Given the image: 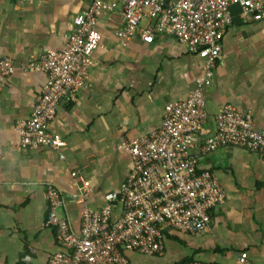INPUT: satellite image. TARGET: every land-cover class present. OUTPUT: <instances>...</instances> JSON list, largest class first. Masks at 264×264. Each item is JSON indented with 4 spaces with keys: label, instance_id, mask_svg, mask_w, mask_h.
Returning a JSON list of instances; mask_svg holds the SVG:
<instances>
[{
    "label": "crops",
    "instance_id": "crops-1",
    "mask_svg": "<svg viewBox=\"0 0 264 264\" xmlns=\"http://www.w3.org/2000/svg\"><path fill=\"white\" fill-rule=\"evenodd\" d=\"M92 1L0 0V58L14 64L9 83L0 87V264H45L63 251L46 223V187L59 190L63 205L58 212L78 233L81 209H99L131 171L130 155L118 147L120 142L158 130L164 107L185 100L202 73L198 56L167 32L155 31L151 43L135 34L121 46L114 35L121 27L119 9L103 11L94 25L101 36L94 66L76 99L60 100L47 125L64 146L18 149L16 125L30 116L46 81L45 73L35 68L38 58L63 49L73 18ZM109 1L119 6V0ZM231 16L211 83L202 88L206 135L226 105L249 115L253 130H264V16L243 21L235 6ZM149 23L144 20L140 26ZM188 154L197 158L198 170L215 174L224 190L223 203L211 208L202 232L166 229L161 255L125 252L128 264H234L240 252L250 264H264L260 155L240 147H218L207 154L192 149ZM120 211L117 204L113 217Z\"/></svg>",
    "mask_w": 264,
    "mask_h": 264
},
{
    "label": "built area",
    "instance_id": "built-area-1",
    "mask_svg": "<svg viewBox=\"0 0 264 264\" xmlns=\"http://www.w3.org/2000/svg\"><path fill=\"white\" fill-rule=\"evenodd\" d=\"M234 6L243 21L264 16V0H119L118 7L109 0H93L73 18L63 49L39 56L35 68L45 73L46 81L30 116L16 125L20 150H59L64 146L47 125L60 100L68 103L76 99L94 66L93 54L101 40L94 25L103 11L119 9L121 27L114 35L121 46L135 34L151 43L155 31L167 32L202 62L195 88L185 100L164 107L158 130L120 142L118 147L130 155L131 171L120 190L107 194L99 209H81L78 233L58 212L63 205L59 190L46 187V223L54 228L55 240L64 249L45 264H128L125 252L161 255L166 229L182 234L205 230L211 208L224 201V190L214 173L198 170L197 158L188 154L192 149L207 154L218 147H240L257 152L264 163V130H253L249 115L226 105L215 115L211 135L204 129L202 88L211 83L221 56V37L232 23ZM144 20L151 25L141 27ZM13 71V61L0 58V87L9 83ZM83 187L87 191L84 183ZM117 204L120 216L114 218ZM234 264H250L247 254L240 252Z\"/></svg>",
    "mask_w": 264,
    "mask_h": 264
}]
</instances>
